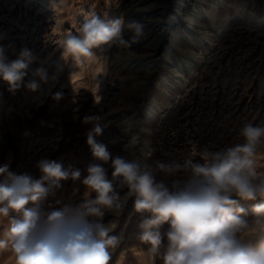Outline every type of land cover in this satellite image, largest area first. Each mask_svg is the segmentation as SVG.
Masks as SVG:
<instances>
[{"label":"rangeland","instance_id":"rangeland-1","mask_svg":"<svg viewBox=\"0 0 264 264\" xmlns=\"http://www.w3.org/2000/svg\"><path fill=\"white\" fill-rule=\"evenodd\" d=\"M182 2L179 6V0H0V46L6 48V55L15 59L21 49L28 48L37 57L31 67L42 66L49 77H56L40 82L35 91L22 84L15 92L0 79V166L8 165V172L15 175L40 179L37 163L49 159L81 172L77 180L62 181V187L41 203L45 211L82 203L87 168L102 163L94 159L87 144V133L94 125L84 123L86 116L100 118L103 132L95 139L106 145L112 158L139 159L156 182L169 186L186 174L161 172L157 162L183 163L204 148L217 151L242 143L239 131L245 123L264 124V0H222L217 7H212L211 0ZM135 5L143 11L137 13ZM177 8L180 12L175 16ZM196 8L204 13L195 25L205 33L196 38L185 30L177 38L175 43L183 47L181 51L172 47L177 61L188 62L182 76L173 78L165 72L163 55L178 24L184 28L185 15ZM133 14L132 22L139 25V31L126 25ZM91 15L105 24L122 20L126 46H101L93 50L96 56L78 64L62 54V40L77 33ZM157 16L160 19L155 21ZM154 38L157 41L151 44ZM188 50L195 55L188 57ZM126 52L136 53L144 62L156 60L143 88L135 86V80L146 71L137 65L139 60L128 64ZM164 75L174 82L167 92ZM30 79L26 77L25 84ZM56 93L63 94L58 101ZM149 103L159 107L151 117L146 114ZM135 133L141 137L132 150L128 145ZM194 160L203 162L199 155ZM103 166L111 179V160ZM256 170L264 175V148L257 152ZM6 177L7 172L0 174V182ZM117 191L123 196L128 189ZM233 198L251 219L258 201ZM134 199H128L119 217L105 210L102 222H117L109 235L122 237L109 264H153L150 246L139 239L140 224L150 214L135 213ZM32 206L31 202L26 205ZM17 216L10 213L9 218H0V238L10 219ZM169 227L166 222L160 231ZM0 264H15L10 250H0ZM155 264L163 261L157 258Z\"/></svg>","mask_w":264,"mask_h":264},{"label":"clouds","instance_id":"clouds-1","mask_svg":"<svg viewBox=\"0 0 264 264\" xmlns=\"http://www.w3.org/2000/svg\"><path fill=\"white\" fill-rule=\"evenodd\" d=\"M122 20L105 24L95 15L80 25L77 33L63 37V55L76 63L96 56L94 49L105 45L126 46L122 39ZM139 31V25L129 23ZM37 57L23 48L15 59H9L6 48L0 46V79L15 92L24 84L35 91L39 83L55 80L44 67L32 68ZM31 76L25 84V78ZM62 93L54 95L55 100ZM99 117L86 116L84 123H93L87 133L92 156L102 163L90 164L82 183L87 191L82 203L62 210L45 211L41 203L61 182L81 176L78 169L67 168L55 160L41 159L37 163L42 176L8 172L0 182V218H11L9 228L0 238V250H10L15 264H109L111 252L122 237L110 236L117 226L102 222L105 210L119 217L129 198L134 197V212L149 213L140 224L139 239L148 244L155 264H264V175L256 170L257 152L264 148V124L245 123L239 131L242 143L210 151L207 148L191 153L183 163L175 160L157 162V169L169 175L184 172L186 178L171 185L156 182L152 172L139 159L112 158L96 136L103 132ZM138 143L136 136L129 147ZM150 155V153H149ZM199 155L201 162L194 160ZM111 160V179L103 164ZM47 182V184H45ZM117 188L128 191L119 195ZM95 193L92 198L91 194ZM258 201L248 212L238 200ZM32 207H26L29 203ZM89 217L96 219L90 220ZM168 223L166 232L160 226Z\"/></svg>","mask_w":264,"mask_h":264},{"label":"bare ground","instance_id":"bare-ground-1","mask_svg":"<svg viewBox=\"0 0 264 264\" xmlns=\"http://www.w3.org/2000/svg\"><path fill=\"white\" fill-rule=\"evenodd\" d=\"M221 2H222V0H211L212 7H217V5H219ZM182 4H183L182 0H179L178 5L181 6ZM135 7H136V5H135ZM142 11H143L142 8L136 7L137 13H141ZM179 12H180V8H177L175 16H177ZM203 13H204V11L201 8L192 9L190 12H187V14L185 15L186 20L184 22V23H186V26L183 28V24H178V26H177L178 28L173 34L172 42L168 46L167 50L165 51V53L163 55L164 58H163L162 62L165 64L166 69H167L165 72L170 74L173 78H180L182 76L183 71L185 70L188 61H180V63H178V61H177L178 56H176L177 53H175L173 51L172 47L173 46L175 47V49H176L175 51L183 50V47H180V45L178 46V44H176L175 42L177 41V38L180 35L184 34L185 30H188L191 33L189 35L190 37L193 36V37L197 38L199 35L200 36L204 35L205 31H203L201 28H197L198 25L197 26L195 25V24L200 23V18L202 17ZM134 15H136V14L131 15V17L128 19L126 25L127 24L129 25V23H132V18ZM154 19H155V21H158L160 19V17L157 16ZM186 40L189 41L188 38H186ZM155 41H157L156 38L152 39L150 43L155 44L156 43ZM188 54H189L188 57H192L195 55L193 50H188ZM125 56H126V61L128 62V64H131V63L133 64L134 62L139 60L137 65L139 67H144V69L146 71L145 75L142 78H137L135 80V86H140L143 88L148 83L147 81L150 79L151 74L154 71L155 63L153 64V62H156V60L154 59L152 61L150 60V61L144 62L145 58H141L139 55H137L136 53H132V52H126ZM133 66H135V65H133ZM162 82H163V87H164L166 92L169 91L168 89L171 87V85H174V82L170 79V77L168 75H164ZM158 110H159V107L157 104L149 103L147 106V109H146V114L148 117L150 115L153 116L154 113L157 112ZM130 125H132V124L128 123L127 126H130ZM140 127H141V129L145 128L144 126H140ZM133 136H136L138 140L141 137V135L139 133L132 134L130 137L132 138ZM131 149L132 150L136 149V145L134 147H131Z\"/></svg>","mask_w":264,"mask_h":264}]
</instances>
